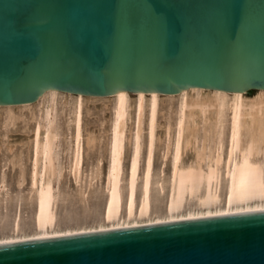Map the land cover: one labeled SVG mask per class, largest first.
I'll list each match as a JSON object with an SVG mask.
<instances>
[{
	"label": "water",
	"instance_id": "obj_1",
	"mask_svg": "<svg viewBox=\"0 0 264 264\" xmlns=\"http://www.w3.org/2000/svg\"><path fill=\"white\" fill-rule=\"evenodd\" d=\"M191 87L264 90V0H0V105ZM0 264H264V211L0 244Z\"/></svg>",
	"mask_w": 264,
	"mask_h": 264
},
{
	"label": "bare ground",
	"instance_id": "obj_2",
	"mask_svg": "<svg viewBox=\"0 0 264 264\" xmlns=\"http://www.w3.org/2000/svg\"><path fill=\"white\" fill-rule=\"evenodd\" d=\"M58 95L64 106L71 103L68 170L76 184L83 181L84 173V102H112L105 173L104 159L96 156L76 196L59 187L62 130L54 114ZM161 97L177 99V103L173 116L167 115L159 126ZM34 105L41 106L43 123L31 135L29 196L16 195L9 210L11 223L8 212L1 214L0 244L264 211V90L226 93L191 87L176 95L122 91L103 97L48 89L31 103L0 106L10 118L14 108ZM85 144L96 146L89 140ZM157 152L161 155L156 170ZM185 155H189L187 160ZM20 172L18 184L23 185L25 177ZM101 179L99 192L94 185ZM4 187L2 180L0 188ZM7 205V199H0L2 210ZM22 205L31 209L27 220L21 217Z\"/></svg>",
	"mask_w": 264,
	"mask_h": 264
},
{
	"label": "rangeland",
	"instance_id": "obj_3",
	"mask_svg": "<svg viewBox=\"0 0 264 264\" xmlns=\"http://www.w3.org/2000/svg\"><path fill=\"white\" fill-rule=\"evenodd\" d=\"M57 99H58V104L56 105V111L54 114H56V125L59 127L60 131L62 130L61 131L62 135L59 138L60 146L58 149L59 156H58V162H57V166L62 168V175L60 178L61 184L59 183V187H60L61 191H63L65 194L71 193L68 195L74 196L73 194H75V196H76L77 190L81 186L82 182L84 184L86 183V180H84V179H86L87 175L90 174V167H92V164L94 163L96 158L99 156L102 158V160L104 159L102 171H103V173H105L106 166H107V164H106L107 163L106 162L107 161L106 160V146H107V139H108V135H109V132H108L109 127L108 126L110 125L109 121H110V117H111L112 102H111V100H107V99L106 100L94 99V100H87L86 102H84V109H83V116H82V128H83L82 133H83V138H84L83 139V160H84L83 169H84V173H83V181L77 182V184H76V183H74L75 181L72 182V180L74 178H73V176H71L72 175L71 171L69 172V170H70V167H69L70 164L69 163L70 162H68L71 160V155H70V150L68 149V147H69V140L68 139L70 137L68 136L67 131H68L69 127L71 128L72 124H70V116H67V113L69 112V109L71 107V105H70L71 103H68L64 106V104L61 103V96L60 95L57 96ZM131 99H133V97ZM160 99H161L160 100L161 104H160V114H159V126L161 124H163V122H165L167 115L173 116V111L175 110V106L177 103V99L170 100V99H166L165 97H161ZM108 101H110V103ZM69 102H71L70 99H69ZM172 104H173V106H172ZM35 107H36V109H35ZM40 107L41 106H39V105H34V108H33V106H30V107L28 106V108L27 107L26 108L20 107L21 109L14 108L10 112V114L12 113L13 115L10 118H8V116H6V114H7L6 112H8V111L7 110L4 111L5 109L2 106H0V175H1L0 176V182L3 180L5 183V187L0 188V199L5 198V199H7V204L8 205L10 204L9 206L7 205L8 206L7 210L6 209L2 210L0 208L2 210V211H0V216L4 211L5 212L3 214L8 212L7 214H9L8 216H10V223H11V221H12L11 219L13 217V212H11L12 209H10L11 203L16 201L17 196L19 197L20 194L23 196V197L22 196L21 197L24 199L27 198V196H29V191H28L29 185L27 186V184H28L27 173L30 169V159L29 158H30V154H31V152H30L31 135H33L37 126L41 125V123H43L42 118L40 116L41 115V111H40L41 108ZM30 108L32 110H30ZM68 115H69V113H68ZM3 117H4V119H3ZM12 117H13V119H12ZM11 119H12V123L10 122ZM128 122H129L128 128L130 129L132 127V120H129ZM6 124H8V125L6 126ZM3 133H5V134H3ZM128 135H129V132H128ZM95 139L96 140L99 139L101 143H99V140L96 141ZM87 140L94 141V145H96V146H93V147L87 146V144H85V143H87ZM99 145H100V149H101L100 151L101 152L98 149ZM61 148L63 150H65L66 153L63 152V150ZM60 151H62V152H60ZM96 151H97V153H96ZM127 154H128V147L126 149V160H127ZM160 155H161L160 152H157L156 161H155V165H154L156 170L160 164V162H159L160 161V158H159ZM60 157H61V159H60ZM184 157H185V160H187L189 158V155H185ZM11 159H12V161H11ZM9 161H10V163H9ZM15 161H17V162L19 161L20 163L14 164V163H17ZM61 162H63L64 165ZM90 164H91V166H89ZM14 165H15V167H14ZM16 165H18V166H16ZM64 166H65V168H64ZM165 170L167 172L168 169L165 167ZM20 171H22L24 173V177H25V181L23 182V185L18 184V180H19V176H20L19 173H21ZM86 173H87V175L85 176ZM102 178H103V176H102ZM98 182H99V184H97ZM98 182L97 183L95 182V183L99 186H96V184H95L94 187H97L99 192H101L100 188L102 189L103 179H101V181H98ZM84 184H82V186ZM63 185H65L66 189ZM75 187H77V189ZM26 189H27V191H26ZM91 189H93V187H91ZM27 192H28V195H27ZM10 193L12 195L8 196V194H10ZM16 193H18V194H16ZM93 203H94V201L91 203V205ZM24 206L25 205H22L23 209H21V217H22V219L27 220L28 217H30V215H31V209H29L28 206L27 207L25 206L26 208ZM9 210H11V211H9ZM24 210H26V211H24Z\"/></svg>",
	"mask_w": 264,
	"mask_h": 264
}]
</instances>
